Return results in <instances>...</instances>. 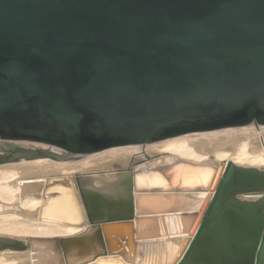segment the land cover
Returning <instances> with one entry per match:
<instances>
[{"label": "water", "instance_id": "95a60500", "mask_svg": "<svg viewBox=\"0 0 264 264\" xmlns=\"http://www.w3.org/2000/svg\"><path fill=\"white\" fill-rule=\"evenodd\" d=\"M250 125H264V0H0V143L12 151L89 155ZM213 188L179 264H264V171L229 161ZM102 220L110 252L107 228L132 219ZM25 247L0 237V250Z\"/></svg>", "mask_w": 264, "mask_h": 264}, {"label": "bare ground", "instance_id": "6f19581e", "mask_svg": "<svg viewBox=\"0 0 264 264\" xmlns=\"http://www.w3.org/2000/svg\"><path fill=\"white\" fill-rule=\"evenodd\" d=\"M9 143L17 149L0 143V237L26 247L1 249L0 264H179L215 194L209 188L220 165L232 161L264 171V125L89 155ZM42 145L61 154L41 149L50 157L38 155ZM140 150L144 154L136 155ZM110 214L132 221L107 228L111 251L106 252L97 223ZM184 241L189 244L182 250Z\"/></svg>", "mask_w": 264, "mask_h": 264}, {"label": "rangeland", "instance_id": "374dc122", "mask_svg": "<svg viewBox=\"0 0 264 264\" xmlns=\"http://www.w3.org/2000/svg\"><path fill=\"white\" fill-rule=\"evenodd\" d=\"M41 149H45V150H46L47 152H49V153L52 152V151L55 152V153L57 152V150H55L54 148H53V150H51V149H48L47 146L42 145V146H40L39 149H37V152H36V153H37L38 155L43 156V157H50V156L41 153V152H40ZM57 153H58V152H57ZM58 154H61V153H58ZM62 154H63V153H62ZM143 154H144V151H143V150H140V152H138V154H136V155H138V156H142ZM136 155H135V157H138V156H136Z\"/></svg>", "mask_w": 264, "mask_h": 264}]
</instances>
